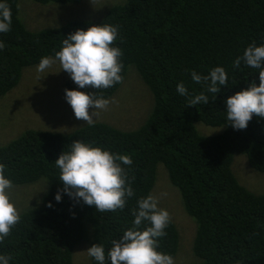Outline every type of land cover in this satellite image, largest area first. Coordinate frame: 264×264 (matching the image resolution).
<instances>
[{"label":"trees","instance_id":"trees-1","mask_svg":"<svg viewBox=\"0 0 264 264\" xmlns=\"http://www.w3.org/2000/svg\"><path fill=\"white\" fill-rule=\"evenodd\" d=\"M7 2L12 26L10 32L0 33L5 43L0 51V96L18 84L23 68L38 64L42 57H55L69 34L105 23L119 26L114 44L123 52V79L129 67L137 72L152 104L135 128L96 120L92 126L83 124L66 132L26 129L0 145V163L7 166L13 185L46 183L39 199L19 211L20 221L0 244V254L11 255L10 264H73V250L81 243L87 249L103 244L107 250L131 226V210L138 198L150 194L161 162L196 230L186 249L172 219L158 251L174 257L182 249L192 256L187 264H264V194L247 189L232 170L234 155L243 154L254 170L264 172V118L254 114L246 129L234 130L224 103L249 83L259 84L258 69L243 62L237 68L234 61L253 41L264 43V0H122L100 19L71 18L39 27L24 22L19 9L23 0ZM216 66L225 69L228 84L215 95L192 81L191 71L207 75ZM181 82L188 89L187 97L177 92ZM120 84L97 94L110 98ZM77 88L69 77L64 93ZM201 92L209 102L189 106V99ZM197 123L223 129L202 134ZM76 140L131 156L128 177L134 196L124 210L98 212L63 192L55 161ZM57 192L60 202L55 199ZM89 264L96 262L89 257Z\"/></svg>","mask_w":264,"mask_h":264},{"label":"clouds","instance_id":"clouds-1","mask_svg":"<svg viewBox=\"0 0 264 264\" xmlns=\"http://www.w3.org/2000/svg\"><path fill=\"white\" fill-rule=\"evenodd\" d=\"M12 26V12L7 0H0V33H8ZM119 37V26L92 24L87 30L77 29L63 41L54 60L66 71L77 89H65V100L74 116L92 126L102 111L112 101L97 94V90L108 89L123 82L121 57L123 52L114 42ZM5 43L0 40V51ZM42 57L37 71L44 72L54 62ZM243 62L247 67L259 70V84L251 82L248 87L229 96L226 117L234 130L246 129L253 115L264 118V43H250L243 55L234 61V67ZM191 79L206 88L207 93L217 94L228 84V75L222 66H216L207 75L191 71ZM95 89L84 92L79 89ZM181 96L189 92L183 82L177 85ZM209 96L204 92L189 99V106L207 104ZM92 110L91 112L89 110ZM60 170L59 180L63 192L70 198L95 206L98 212L124 210L134 196L128 177V168L133 164L131 156L115 153L91 142L76 140L55 161ZM7 166L0 163V244L9 236L13 226L20 221L19 211L11 199L13 182L6 172ZM55 199L60 202L61 193ZM137 207L131 210V226L119 239L111 241L107 250L103 244L95 243L86 251L96 264H176L172 255L158 251L160 238L166 237L165 229L171 223L167 209L159 207V197L148 194L137 199ZM12 256L0 254V264H10Z\"/></svg>","mask_w":264,"mask_h":264},{"label":"rangeland","instance_id":"rangeland-1","mask_svg":"<svg viewBox=\"0 0 264 264\" xmlns=\"http://www.w3.org/2000/svg\"><path fill=\"white\" fill-rule=\"evenodd\" d=\"M120 1L122 0H80L78 3L42 5L32 0H23L19 4V9L24 22L30 27L56 26L71 18L100 19L109 7ZM50 58L54 60V57ZM38 64L23 68L18 84L0 96V145L26 129L66 132L86 124L74 116L71 106L65 100L64 86L70 77L69 74L62 70L59 62L55 60L44 72L37 71ZM137 75L138 73L129 67L123 82L108 98L112 101L109 108L102 111L96 120L108 122L122 129L135 128L142 124L151 108L152 95L147 87L142 85ZM196 126L200 133L207 135L216 134L223 129L203 123H197ZM205 130L209 131V134L205 133ZM232 170L247 189L264 194V172L254 170L248 164L245 155H234ZM45 184V181L41 180L29 185H13L10 195L18 211L28 203L38 200V193L40 192V195L43 193ZM150 194L159 197V207L170 212L179 233L183 234L188 249L193 242L196 222L186 214L181 195L171 183L167 169L161 162L156 165V175ZM86 250V243L74 248L73 264H89ZM174 259L176 264H187L192 256L179 249Z\"/></svg>","mask_w":264,"mask_h":264}]
</instances>
